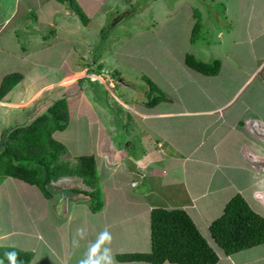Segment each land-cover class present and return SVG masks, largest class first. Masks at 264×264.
<instances>
[{"label":"rangeland","instance_id":"1","mask_svg":"<svg viewBox=\"0 0 264 264\" xmlns=\"http://www.w3.org/2000/svg\"><path fill=\"white\" fill-rule=\"evenodd\" d=\"M218 1L220 2V0H76L90 18L88 25H83L78 16L70 11L68 3H59L56 0H0V76L4 73L20 72L31 79L16 85L7 99L15 101L17 100L15 99L16 89L22 90L25 86L24 90H28L30 85L43 82L42 78L34 81L33 77L42 76L56 84L65 73L78 68L83 63L88 64L102 77L108 76L105 74L106 71L120 72L122 80L117 83L109 76L108 80L96 78L106 83L110 103L116 100L114 93L117 95L121 93L125 100L133 101L132 104L140 110L146 107L140 104L141 100L145 102L159 95V91L161 94L165 92L172 100H175L176 93L171 89L187 81V77H183L186 67L185 53H191L204 62L219 60L221 62L219 74L225 71V74H222L223 79L231 74L230 66L236 69V73H240V69L234 63L235 58H239L237 64L241 65L246 53L250 59L247 62L251 64L253 61L250 55L259 57V54H256L254 49L252 54H249V50L243 44L238 47L237 27L230 26V23L227 26L223 25L226 23V16L221 11L222 6L217 3ZM226 2L227 6L234 4V0H226ZM237 4L234 11H237L239 7L238 1ZM65 11L69 12L65 13ZM195 11L197 16L194 14ZM5 19H7L6 23H4ZM197 20L201 26L191 41V30ZM239 24L241 27L240 22ZM42 37H47L46 40L50 39V42L43 41ZM79 39H87V42L83 45L84 43H80ZM71 43L77 53L72 52V59L65 62L67 71L62 72L56 67H54L55 71H48V67L52 70L53 65L60 63L70 48L66 44ZM85 48L88 52L86 58H83ZM225 56H230L231 59L223 64L224 59H227ZM34 64H41L43 67L41 65L33 67ZM180 65L185 66L180 68ZM246 69L247 67H244L243 71ZM172 71H176L174 76ZM48 73L54 74L55 77L52 80L49 79ZM243 73L245 72L241 75ZM142 76L149 77L159 91L151 86L142 85L144 83ZM79 77V74H76L75 79L70 80L73 83L69 86V90H63L64 92L59 94L61 88L58 87L54 91L55 94L51 95V99L54 100L64 97L69 111L66 129L55 132L53 137L66 146L67 154L62 156L64 159L74 161L78 155L94 154L96 162L98 160L96 168L101 196L102 179L107 190L109 186L110 192L115 193L112 184L118 179H115L110 171H107V167H104L102 155H105L106 163L113 164L115 158H120L121 163L128 165V156L134 157L141 154L142 142L144 138L147 139L148 131L145 130L141 138L137 133L139 123L136 115L128 107L125 108L124 104H121V108L112 111L104 106L106 101L97 103L94 101L97 97L92 94L90 86L82 83L86 82L85 80L78 81ZM91 77L94 78V76ZM67 79L68 77L63 80ZM256 80H260L258 84L263 82L259 77ZM216 81L214 85L221 84L220 80ZM77 87L82 88L83 91L78 90ZM248 89L242 94L244 95ZM47 93L43 91L36 94L31 100L33 103L31 105V102H24V100L17 106L0 105V112H2V115L0 113V146L10 130L29 123L35 116L45 111L44 104H47L48 100H44V96ZM1 101L5 102L6 99L3 98ZM23 106L28 108L19 109ZM133 109L135 112L136 109L134 107ZM128 114L132 116L130 122H127ZM99 118L101 121L109 120L110 124L106 128V133L102 131L103 126L99 125ZM104 126L106 127L105 124ZM125 136L129 137L125 139ZM104 137L106 138L103 139ZM127 144L130 145L129 148L126 147ZM118 148L123 150L119 152ZM123 154L126 157H122ZM48 188L53 193L50 200L44 197L37 186L12 177L4 178L0 184V229L8 228L10 231H16L25 228L24 232L28 233L26 236L19 234L9 236L0 231V244L7 241L11 243L10 245L31 252L29 264H46L45 262H48L52 255L53 251L47 248L37 235L35 237V233L43 232L50 247L54 246L51 241L54 232L52 226H58L66 219L65 215L60 216L55 212L60 194L66 192L68 196L75 197L76 189L89 190L82 183L81 178L76 176L59 177L50 181ZM169 189H171L169 186L164 187L161 192L167 194ZM83 196L80 194L78 198ZM84 201L86 203H82L81 200L69 201V209L72 210L78 205L80 209H85L88 215L91 212L98 213L92 211L93 208L90 207L88 200ZM102 201L100 200L96 205L102 206L101 210L104 206ZM96 216L99 217L94 215L95 221ZM73 218L71 223L79 225L75 219L76 216ZM138 222L133 231L141 236L144 230ZM122 224L119 223L111 229L113 237L111 247L124 244L126 236L120 230ZM66 237H63L62 242L69 251L68 247L73 244L66 240ZM140 241H144V238H140ZM59 247L56 246V250ZM124 247L131 248L132 245H124ZM258 247V250H253L254 252H242L243 254L234 260L239 262L238 264L256 261L255 258L264 256L261 250L264 249V245ZM75 248L71 251L73 256L80 253L83 246L79 245ZM136 248L144 247L139 245ZM117 254H114L115 258Z\"/></svg>","mask_w":264,"mask_h":264},{"label":"crops","instance_id":"2","mask_svg":"<svg viewBox=\"0 0 264 264\" xmlns=\"http://www.w3.org/2000/svg\"><path fill=\"white\" fill-rule=\"evenodd\" d=\"M237 1L239 7L234 11L235 6L238 5ZM225 16L226 23L223 25L227 26L230 23V26L237 27L238 47L243 44L249 50V54H252L254 49L259 57L250 55L253 62L249 64L247 61L250 59L245 53L244 65L237 64L239 58H235L234 63L240 69V73H236V69L230 66L231 74L226 75L225 79L222 75L225 71L210 76L186 66L183 77H187V81L171 89L176 93L175 100L163 92L166 100H161L152 107H144L145 109L142 110L137 109L134 104L121 101L125 108L128 107L136 115L139 123L137 133L140 137L145 130L148 131L147 139L144 138L142 142L141 154L128 156V165L121 163L120 158H115L113 164L106 163L105 155H102L104 167H107V171H110L118 181L112 184L115 192L112 193L109 186L107 190L102 179L104 206L97 214L91 212L88 215L87 211L80 209L78 205L72 209L73 211L69 209V201L81 200L82 203H86L84 200L88 198L85 196L78 198L80 193L75 191V197L68 196L66 192L60 194L55 212L60 216L65 215L66 219L62 224L52 226L54 232L51 241L54 246L50 247L43 232L42 234L34 232L35 237L37 235V238L53 251L46 264H77L87 245L95 241L99 232L107 228L111 233V229L119 223H123L120 230L126 239L122 246L111 247L113 254L149 251L150 213L155 207L185 210L201 235L217 253L219 259L216 264H238L239 262L234 259L241 256L242 252H254L258 250V246L264 245V243L259 244L226 255L209 232L210 223L222 213L225 204L237 193L245 199L254 212L264 217V0H234V4L226 6ZM42 39L50 42V39L46 40L44 37ZM79 40L80 43H84L83 45L87 42V39ZM66 45L70 47L68 52L59 64L53 65L52 70L48 67V71H55L54 67L62 72L67 71L65 62L71 60L72 52L77 53V50L73 48L72 43ZM87 52L85 48L83 58H86ZM227 56L223 64L231 59ZM37 65L41 64H34L33 67ZM81 65H83L81 68H73L65 73L56 84L42 76L33 77L34 81L42 78L43 82L35 85L28 83L30 85L28 90H24L25 86L22 90L16 89L15 101L7 99L9 92L4 97L6 101H0V105L17 106L23 100L31 102L36 94L45 91L48 92L44 96V100H48L47 104H44L46 109L50 104L49 101L54 100L51 99V95L56 88H61L59 94L63 93V90H69L70 80L75 79L74 75L80 76L85 71L87 65L84 63ZM182 66L185 65H180V68ZM244 67H247L246 71H243ZM242 72L245 73L241 75ZM171 73L174 76L176 71ZM5 74L0 76V81ZM22 75L18 84L31 81L26 74L22 73ZM47 76L51 80L55 77L50 73ZM67 77L68 79L64 81L63 79ZM257 77L263 82L258 84L260 80H256ZM216 80H220L221 84L214 85ZM54 86L56 87L51 90ZM77 88L83 91L82 88ZM246 89L248 91L243 95ZM133 107L136 109L135 112ZM23 108L28 107L23 106L19 109ZM0 113L2 115V112ZM109 124V120L101 121L99 118L103 132L106 133ZM128 137L125 136V139ZM126 147L129 148L130 145L127 144ZM117 150L121 152L123 149ZM122 157H126L125 154ZM96 163L98 164V160ZM167 186L171 188L168 193L161 192ZM93 214L99 216H96V221ZM74 216L79 225L71 223ZM139 220L142 222L139 223ZM136 222L143 226L144 231L141 236L133 231ZM79 227L87 230V237L80 241V245L83 246L82 251L73 256L71 251L76 248L70 246L68 251L67 247L63 246L62 240L67 236L66 240L72 243L74 233ZM24 231L25 228L2 232L9 236L14 234L26 236L28 233ZM140 238H144V241H140ZM1 244L11 243L5 241ZM129 244L132 247L125 249L124 245ZM139 245H143L144 248H136ZM56 246H60L58 250ZM261 250L263 253L264 249ZM255 259L256 261L243 264H264V256ZM117 262L118 264H150L145 261ZM163 264L178 263L166 261Z\"/></svg>","mask_w":264,"mask_h":264},{"label":"trees","instance_id":"3","mask_svg":"<svg viewBox=\"0 0 264 264\" xmlns=\"http://www.w3.org/2000/svg\"><path fill=\"white\" fill-rule=\"evenodd\" d=\"M57 1L68 3L70 10L84 25L90 22V18L83 12L76 0ZM217 3L222 6L221 11L225 14L226 1L220 0ZM194 14L197 16L196 11ZM200 26L197 20L191 30V41L197 35ZM184 63L189 68L210 76L217 75L221 65L217 59L204 62L191 53L184 54ZM99 74L91 68L87 69L85 77L78 79V81L85 80L87 83L84 81L82 83L90 86L92 94L97 97L93 98L94 101L100 104L106 101L104 106L112 111L121 108V101L132 104L133 101L125 100L121 93L118 95L114 93L116 100H113V105H111L112 103L108 101L109 91L106 83L96 77H91ZM105 74L114 78L116 83L122 80L120 72L106 71ZM108 76L103 77L108 80ZM22 77L20 72L8 73L2 77L0 100L13 91ZM142 80L144 86H151L159 91L149 77L142 76ZM161 100H166V98L159 91V95L145 102L141 100L140 104L152 107ZM127 118L129 119L127 122L132 120L129 114ZM68 120L67 101L64 97H60L53 100L44 112L35 116L29 123L10 130L0 146V184L4 178L12 177L37 186L44 197L50 200L53 197V193L48 188L50 181L64 176L80 177L89 190L76 189L75 191L88 198L90 207L93 208L92 211L99 212L102 206L96 205L102 200V196L95 155H78L74 161L64 159L62 156L67 154V148L53 137L55 132L66 129ZM0 231L8 232L9 230L1 228ZM209 232L224 253L230 255L264 243V217L254 212L245 199L237 193L228 200L222 213L210 223ZM13 251L18 254L17 264H29L32 257L31 252L10 244H0V260H3V264H9L5 253ZM116 259L121 262L145 261L150 264H163L166 261L178 264H216L219 257L185 210L155 207L150 213V250L119 253Z\"/></svg>","mask_w":264,"mask_h":264},{"label":"clouds","instance_id":"4","mask_svg":"<svg viewBox=\"0 0 264 264\" xmlns=\"http://www.w3.org/2000/svg\"><path fill=\"white\" fill-rule=\"evenodd\" d=\"M70 11H72V10H70ZM67 12H69V11H65V13H67ZM80 23H82V21ZM86 25H88V24H86ZM85 65H87V67H86V69H84L85 71L80 74L79 78H81L82 75H84V77H85L87 69H91V67L88 64H85ZM92 76L97 77V78L101 77L104 79V77H102L100 74L99 75H92ZM111 83L113 84V82H111ZM55 87L56 86L51 87V90L54 89ZM106 87H107V85H106ZM86 237H87V230L84 227L77 228L76 232L74 233V236H73V241H72L73 246L78 248L80 245V241L85 240ZM112 240H113V237H112L111 233L109 232V230L107 228H104L96 236L95 241H92L87 245L85 252L81 256V258L78 260L77 264H118L114 254L112 252V248H111ZM5 257L7 258L9 264H17L18 254L16 252H14V251L13 252H6ZM0 264H3V260H0Z\"/></svg>","mask_w":264,"mask_h":264}]
</instances>
